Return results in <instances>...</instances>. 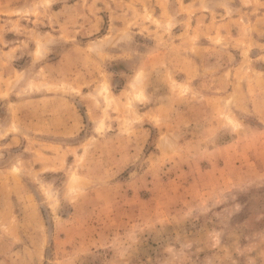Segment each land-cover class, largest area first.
I'll use <instances>...</instances> for the list:
<instances>
[{
	"label": "rangeland",
	"instance_id": "rangeland-1",
	"mask_svg": "<svg viewBox=\"0 0 264 264\" xmlns=\"http://www.w3.org/2000/svg\"><path fill=\"white\" fill-rule=\"evenodd\" d=\"M0 264H264V0H0Z\"/></svg>",
	"mask_w": 264,
	"mask_h": 264
}]
</instances>
